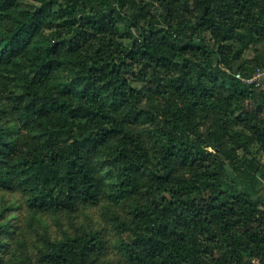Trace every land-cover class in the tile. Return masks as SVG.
Wrapping results in <instances>:
<instances>
[{
	"label": "trees",
	"instance_id": "16d2710c",
	"mask_svg": "<svg viewBox=\"0 0 264 264\" xmlns=\"http://www.w3.org/2000/svg\"><path fill=\"white\" fill-rule=\"evenodd\" d=\"M260 66L264 0H0V189L126 207L122 264H264V90L235 78ZM104 248L85 229L38 262Z\"/></svg>",
	"mask_w": 264,
	"mask_h": 264
},
{
	"label": "rangeland",
	"instance_id": "374dc122",
	"mask_svg": "<svg viewBox=\"0 0 264 264\" xmlns=\"http://www.w3.org/2000/svg\"><path fill=\"white\" fill-rule=\"evenodd\" d=\"M244 58L251 60L252 52L247 51ZM255 150L254 147L252 152ZM256 158L264 163L263 154H257ZM257 192L264 198V182L258 185ZM125 217L126 207L114 206L107 200L93 206L80 205L71 213H34L23 205L18 191L0 189V223L8 225L5 228L14 232L7 238L6 244H11L3 254L2 264H40L39 250L46 238L58 240L85 229L98 231L104 241V251L96 257L98 262L122 264L124 259L116 247L117 236L112 222Z\"/></svg>",
	"mask_w": 264,
	"mask_h": 264
},
{
	"label": "built area",
	"instance_id": "2783aa9c",
	"mask_svg": "<svg viewBox=\"0 0 264 264\" xmlns=\"http://www.w3.org/2000/svg\"><path fill=\"white\" fill-rule=\"evenodd\" d=\"M235 78L243 84L253 86L254 88L262 89L264 86V66L255 68L254 71L247 76H243L240 73H236Z\"/></svg>",
	"mask_w": 264,
	"mask_h": 264
}]
</instances>
